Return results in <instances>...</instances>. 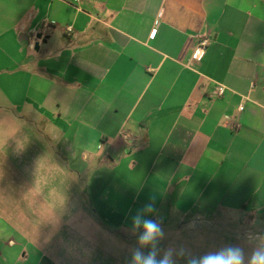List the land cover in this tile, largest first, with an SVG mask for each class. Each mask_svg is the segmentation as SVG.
I'll return each instance as SVG.
<instances>
[{
	"label": "crops",
	"instance_id": "0c3cea01",
	"mask_svg": "<svg viewBox=\"0 0 264 264\" xmlns=\"http://www.w3.org/2000/svg\"><path fill=\"white\" fill-rule=\"evenodd\" d=\"M0 78L25 81L43 161L93 172L106 225L155 197L159 219L218 241L264 229V0H0ZM21 233L0 222V264H67Z\"/></svg>",
	"mask_w": 264,
	"mask_h": 264
},
{
	"label": "rangeland",
	"instance_id": "374dc122",
	"mask_svg": "<svg viewBox=\"0 0 264 264\" xmlns=\"http://www.w3.org/2000/svg\"><path fill=\"white\" fill-rule=\"evenodd\" d=\"M31 52L33 58L41 57L35 45ZM16 79L0 78V222L20 227L24 240L58 239L67 264H125L127 248L135 237L129 235L127 228L121 232L106 225L101 213L96 214L101 196L93 194L92 171L83 177L70 172L68 162L43 161L42 155L52 157L53 148L49 145L46 149L43 118L23 103L25 81ZM161 222L166 232L162 248L185 245L194 253H202L244 241L243 230L236 236L224 232V239L218 241L222 234L215 230L192 232L176 217ZM130 223L131 219L126 226L130 227ZM76 236H80L75 243L77 249L69 243ZM202 237L210 239L206 242ZM92 241L101 246L92 251ZM85 256L94 257L95 262Z\"/></svg>",
	"mask_w": 264,
	"mask_h": 264
},
{
	"label": "clouds",
	"instance_id": "9594fccd",
	"mask_svg": "<svg viewBox=\"0 0 264 264\" xmlns=\"http://www.w3.org/2000/svg\"><path fill=\"white\" fill-rule=\"evenodd\" d=\"M156 213L155 197H150L131 215L126 230L135 240L127 248L125 264H264V229L251 236L246 233L241 243L194 253L185 245L160 246L166 232Z\"/></svg>",
	"mask_w": 264,
	"mask_h": 264
},
{
	"label": "built area",
	"instance_id": "2783aa9c",
	"mask_svg": "<svg viewBox=\"0 0 264 264\" xmlns=\"http://www.w3.org/2000/svg\"><path fill=\"white\" fill-rule=\"evenodd\" d=\"M75 2H80L81 0H74ZM68 32H72V28H69L68 29ZM208 44V41L204 40L203 42L200 43V45L198 46L197 50L195 51L194 53V58L195 59H201L202 55H203V52H204V49L205 47L207 46ZM218 92L219 93H223V90L222 88H217ZM241 110L243 109V107L240 108ZM125 139L126 140H129V138L127 136H125Z\"/></svg>",
	"mask_w": 264,
	"mask_h": 264
},
{
	"label": "water",
	"instance_id": "95a60500",
	"mask_svg": "<svg viewBox=\"0 0 264 264\" xmlns=\"http://www.w3.org/2000/svg\"><path fill=\"white\" fill-rule=\"evenodd\" d=\"M37 38L40 40V39L42 38V35H41V34L38 35ZM35 50H36V51H39V42H37V43L35 44Z\"/></svg>",
	"mask_w": 264,
	"mask_h": 264
}]
</instances>
